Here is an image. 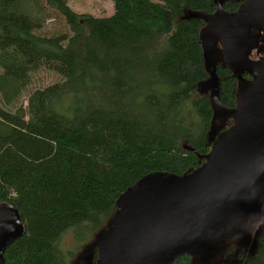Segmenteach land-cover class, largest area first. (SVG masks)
<instances>
[{"label": "trees", "instance_id": "16d2710c", "mask_svg": "<svg viewBox=\"0 0 264 264\" xmlns=\"http://www.w3.org/2000/svg\"><path fill=\"white\" fill-rule=\"evenodd\" d=\"M67 1L0 0V202L24 226L4 264H70L65 233L100 231L128 187L151 172H190L211 144L199 88L205 21L192 13L213 14L216 0H112L104 17ZM53 22L62 28L48 30ZM41 70L60 79L29 89ZM214 73L221 104L234 108L236 79L220 64ZM236 259L264 264V222Z\"/></svg>", "mask_w": 264, "mask_h": 264}, {"label": "water", "instance_id": "95a60500", "mask_svg": "<svg viewBox=\"0 0 264 264\" xmlns=\"http://www.w3.org/2000/svg\"><path fill=\"white\" fill-rule=\"evenodd\" d=\"M215 3L213 14L192 15L205 21L203 57L209 42H219L220 65L236 79L234 108L221 104L215 73L205 84L213 117H230L231 124L209 135V151L197 168L183 175L151 172L128 187L96 246L75 264H176L183 255L189 264H218L230 246L253 245L264 222V0H244L231 13L222 0ZM23 233L17 209L0 202V264Z\"/></svg>", "mask_w": 264, "mask_h": 264}, {"label": "rangeland", "instance_id": "374dc122", "mask_svg": "<svg viewBox=\"0 0 264 264\" xmlns=\"http://www.w3.org/2000/svg\"><path fill=\"white\" fill-rule=\"evenodd\" d=\"M68 6L75 12L79 13H89L94 16H109L113 14L114 12V5L112 0H68L67 1ZM61 23H48L47 29L50 30L54 26L57 28H62ZM221 45L219 42H209L208 46H205V53H204V63L206 68L209 70V78L199 85L200 91L210 95V88L206 87V83L214 82L215 76H214V67L218 64H223V57L221 55ZM253 54V55H252ZM257 53L256 50H253L251 52L252 57H255L254 59H257ZM60 79V75H57L55 72L52 71H46L41 70L33 74L31 86L29 89H34L38 87H43L49 83L58 81ZM231 118H221V116H216L213 119L212 122V128L211 133H209L211 139H213L221 130L227 128L231 124ZM109 222V221H108ZM108 222L106 225L98 232L91 233L88 232L87 234H84V236L81 238L80 241H75V235L73 231H68L65 233L60 241H59V247L61 250L67 252H72V259L70 261V264H75L77 261V257L84 252L86 248H89L90 246H96V241L100 237L103 230L107 227ZM234 246V245H233ZM232 247L230 246L227 248L220 258V261L218 264H237L236 256L240 251H245L248 248H241L234 246L232 252L229 254V250Z\"/></svg>", "mask_w": 264, "mask_h": 264}]
</instances>
